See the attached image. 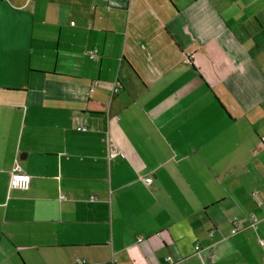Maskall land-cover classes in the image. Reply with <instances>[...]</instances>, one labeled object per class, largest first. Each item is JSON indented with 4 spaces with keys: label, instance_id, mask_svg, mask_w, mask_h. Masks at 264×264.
I'll list each match as a JSON object with an SVG mask.
<instances>
[{
    "label": "crops",
    "instance_id": "obj_1",
    "mask_svg": "<svg viewBox=\"0 0 264 264\" xmlns=\"http://www.w3.org/2000/svg\"><path fill=\"white\" fill-rule=\"evenodd\" d=\"M263 137L264 0H0V264H264Z\"/></svg>",
    "mask_w": 264,
    "mask_h": 264
},
{
    "label": "built area",
    "instance_id": "obj_2",
    "mask_svg": "<svg viewBox=\"0 0 264 264\" xmlns=\"http://www.w3.org/2000/svg\"><path fill=\"white\" fill-rule=\"evenodd\" d=\"M73 25L74 24L71 23V26H73ZM96 55H97L96 50H92V51L88 52V56L90 58H95ZM184 62L187 64H189L191 62L190 53L186 54ZM118 90H119V88L115 87L113 89V95L117 94ZM78 130H85V129L80 127V128H78ZM262 141L264 143V137L262 138ZM118 155L121 156L120 152H118V151L109 152L107 154V159L108 160L113 159ZM16 171H17V169H16ZM143 181L145 182V184H149V183H151L152 179L146 178ZM29 182H30V176H28L26 174H21V173H15V174L11 175L9 186L12 189H25ZM257 223H258V221L256 218H254L253 216L249 217V227H251L252 229H256ZM238 231H239V221L234 219L231 221V235H235ZM138 241L140 242L141 240H138ZM262 245H263V243H262ZM263 247H264V245H263ZM196 250H198V247H196ZM169 260H170V258H167V261H169ZM76 263L77 264H84L83 261H79V260H77Z\"/></svg>",
    "mask_w": 264,
    "mask_h": 264
},
{
    "label": "trees",
    "instance_id": "obj_3",
    "mask_svg": "<svg viewBox=\"0 0 264 264\" xmlns=\"http://www.w3.org/2000/svg\"><path fill=\"white\" fill-rule=\"evenodd\" d=\"M89 108L98 109L101 112H104V110H105V107L104 106H102V105L99 106V105H96V104L89 105Z\"/></svg>",
    "mask_w": 264,
    "mask_h": 264
}]
</instances>
